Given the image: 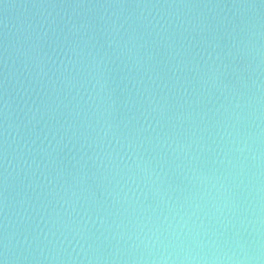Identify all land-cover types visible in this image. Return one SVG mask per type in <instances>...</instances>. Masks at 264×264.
I'll return each instance as SVG.
<instances>
[{"label": "water", "instance_id": "water-1", "mask_svg": "<svg viewBox=\"0 0 264 264\" xmlns=\"http://www.w3.org/2000/svg\"><path fill=\"white\" fill-rule=\"evenodd\" d=\"M0 264H264V0H0Z\"/></svg>", "mask_w": 264, "mask_h": 264}]
</instances>
